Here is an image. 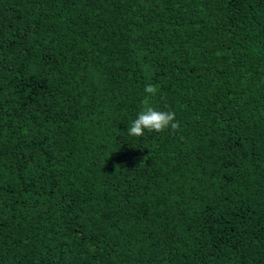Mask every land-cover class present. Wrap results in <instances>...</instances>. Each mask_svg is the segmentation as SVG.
<instances>
[{
	"label": "trees",
	"instance_id": "1",
	"mask_svg": "<svg viewBox=\"0 0 264 264\" xmlns=\"http://www.w3.org/2000/svg\"><path fill=\"white\" fill-rule=\"evenodd\" d=\"M0 264H264V0H0Z\"/></svg>",
	"mask_w": 264,
	"mask_h": 264
},
{
	"label": "clouds",
	"instance_id": "2",
	"mask_svg": "<svg viewBox=\"0 0 264 264\" xmlns=\"http://www.w3.org/2000/svg\"><path fill=\"white\" fill-rule=\"evenodd\" d=\"M144 92L147 96H155L157 94V86L148 84L145 86ZM178 129L179 122L175 119V112L158 110L148 103L146 97L143 110L127 128V134L132 137H142L145 134V130L161 133L165 130L175 132Z\"/></svg>",
	"mask_w": 264,
	"mask_h": 264
}]
</instances>
